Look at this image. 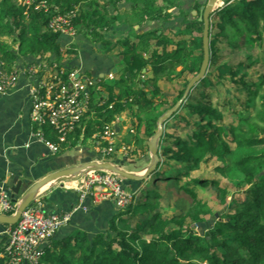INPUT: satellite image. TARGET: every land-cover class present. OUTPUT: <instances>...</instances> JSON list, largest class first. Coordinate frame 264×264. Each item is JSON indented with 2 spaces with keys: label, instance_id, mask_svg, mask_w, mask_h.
I'll return each instance as SVG.
<instances>
[{
  "label": "trees",
  "instance_id": "1",
  "mask_svg": "<svg viewBox=\"0 0 264 264\" xmlns=\"http://www.w3.org/2000/svg\"><path fill=\"white\" fill-rule=\"evenodd\" d=\"M47 1L51 13L56 7L62 13L78 8L74 23L88 40L110 42L107 31L125 24L129 31L125 38L131 44L118 58L121 66L114 79L94 82L89 110L68 142L61 144V152L95 142L107 124L129 110L137 121L133 144L127 149L130 155L141 151L148 158L158 118L183 97L201 70L204 22L199 17L204 1L121 0L112 4L115 10L102 0ZM178 10V18L183 17L179 22L174 16ZM49 18L50 12L18 0H0V64L8 72L17 59L27 56L64 66L65 53L59 46L63 34L48 30ZM222 45L245 48L249 58H254L250 53L254 48H264V0H226L211 14L208 69L167 120L153 173L141 180L128 179L132 199L105 232L90 235L77 230L63 238L56 234L39 264H264V73L251 75L244 62L227 65L229 82L245 89L247 99L234 111L230 99L215 105L208 90L228 77L213 69ZM71 52L68 49L66 55ZM179 66L182 71L174 73ZM150 72L154 83L144 78ZM175 76L184 81L179 96L169 101L157 80ZM149 85L163 95L159 105L145 104ZM44 134L58 141L50 127ZM131 135L118 141L117 149L131 142ZM212 159L219 161L213 173L199 174L202 163ZM237 174L242 175L240 181L235 180ZM226 182L242 197L229 199ZM163 187L183 196L173 204V212L164 208ZM206 189L217 194L216 212L202 196Z\"/></svg>",
  "mask_w": 264,
  "mask_h": 264
},
{
  "label": "built area",
  "instance_id": "2",
  "mask_svg": "<svg viewBox=\"0 0 264 264\" xmlns=\"http://www.w3.org/2000/svg\"><path fill=\"white\" fill-rule=\"evenodd\" d=\"M22 4L33 6L36 10L49 13L47 25L53 33L78 35L74 23L77 9L62 13L56 7L51 13L47 0H18ZM24 73L29 79V96L32 103L31 117L36 125L34 136L45 142L53 153L61 151V144L67 143L75 132L91 104V88L95 81L83 76L77 69L48 65L45 61L27 64ZM114 79L115 74L110 73ZM19 79L18 73L0 70V97L13 89ZM112 107V106H110ZM50 127L58 141L45 137L44 128ZM96 136V135H95ZM104 141L108 145H104ZM122 135L114 123L107 124L95 141L99 158L97 160H114L118 152L117 143ZM126 149L125 145L122 147ZM125 178L114 172L93 171L77 179L65 181V186L77 191L81 203L89 196L96 202L113 199L119 209H124L132 199V192L124 184ZM42 195V194H41ZM41 195L26 208L18 222L10 225L7 238L0 247V259L4 264H39L46 247L59 229L69 223L73 212L48 213L41 200ZM18 203L13 200L9 189H0V213L15 214ZM79 208L76 207L74 211Z\"/></svg>",
  "mask_w": 264,
  "mask_h": 264
},
{
  "label": "crops",
  "instance_id": "3",
  "mask_svg": "<svg viewBox=\"0 0 264 264\" xmlns=\"http://www.w3.org/2000/svg\"><path fill=\"white\" fill-rule=\"evenodd\" d=\"M109 8L112 9L111 5ZM59 46L65 53L64 67L77 69L84 77L92 78L95 82L100 79L110 81L109 74L117 75L120 70L121 63L118 58H122L121 55L113 54L111 49H103L104 45L94 43L82 34L61 35ZM68 49H72V52L66 55ZM34 62L44 61L36 56L22 57L15 61L14 70L19 75L18 82L13 89L0 97V189H9L11 192L12 186L20 181L24 187L32 186L63 168L82 164L93 157L99 158L97 145L93 140L55 154L45 142L34 136L37 127L31 117L30 82L24 73V67ZM2 68L4 65L0 64V70ZM118 120L114 125L122 139L123 135L128 136L131 131H135L134 125L130 126L132 120L129 116L121 114ZM111 161L125 165L117 156ZM124 184L128 190L132 188L131 182L126 178ZM45 189L41 200L48 213L73 212L69 223L59 229L58 238L69 236L77 230L90 235L105 232L111 219L119 211L113 199L96 202L89 196L81 203L77 191L67 188L64 182L52 183ZM9 227L10 225L0 222V242L7 238Z\"/></svg>",
  "mask_w": 264,
  "mask_h": 264
},
{
  "label": "rangeland",
  "instance_id": "4",
  "mask_svg": "<svg viewBox=\"0 0 264 264\" xmlns=\"http://www.w3.org/2000/svg\"><path fill=\"white\" fill-rule=\"evenodd\" d=\"M85 1H91V0H85ZM105 1L109 7V5H111V8L113 10H115V7L112 5L113 3H121V0H102ZM205 1V0H202ZM226 0H224L225 3ZM224 4H222L220 7H222ZM119 7V5L117 6ZM78 10V8H77ZM114 12V11H113ZM180 14V11H176V13H174V16L176 18V21H181L182 18H178V15ZM136 30H138L139 28H135ZM144 30H147V28H145ZM108 36H111L112 38H108L110 39L109 41L106 42H102V45H104L105 47L103 49H107L113 52V54L115 55H123L124 53H126L125 46L127 45H131L129 40H126L125 37H129V31L128 28L126 27L125 24H119L117 27L115 28H111L107 31ZM132 39V37H130ZM133 40V39H132ZM9 41V40H8ZM220 50L218 52V58L216 59V63L213 66V69H217L219 68V71L221 74H225L227 75L228 73V66L227 65H237L239 62H244L245 65H247V70L249 71V73L251 75H253L254 73H264V48L260 49L259 47L254 48L252 50V52L250 51L251 54L254 55V58L256 59V57L259 58V62L256 63L254 58H249L248 57V52L245 50V48H241V49H228V47L226 45H222L219 46ZM111 52V53H112ZM217 67V68H216ZM234 67V66H233ZM183 69L182 66L177 67L176 71H174V73H179L181 72ZM228 77L226 78V80L224 82H222V84H216L215 87L213 89L208 90V93L210 95V99L213 100V103L215 105H219L221 104L223 101H225L226 99H230V101L232 102V110L234 111L236 109H239V103L246 101L247 99V94L245 92V89H237L234 84L229 82V75H227ZM144 78L147 79L150 83H154L156 81V77L154 76L153 73H149L144 75ZM110 80H112L110 78ZM157 86L162 90V92L164 94L167 95V99L169 101H172L173 99H176L179 96V91L182 88V83L184 81L183 76H175L174 78L169 77V78H161L159 80H157ZM147 91H148V97L146 99H144L145 104L147 105L149 103V101H153L155 104L159 105L160 102L163 99V95H159L154 93V91H152L153 89L151 88V86L149 85L148 87H146ZM102 99L99 98L98 101ZM103 101V100H102ZM123 101V100H121ZM238 101V103H237ZM123 115H127L131 118L132 122L130 126H133V128H136V121L137 119H132V115L129 112V110L123 111L122 112ZM229 118L227 119V122H229ZM131 128V127H130ZM131 131V130H130ZM131 136V142H128L125 144V147L128 148V144H133L132 140L135 137V133H136V129L134 132H130ZM126 134V133H125ZM125 136V135H123ZM234 147V145H233ZM123 149L120 148L118 149V152L116 154L117 158L120 157L121 161L125 162V165L118 162L119 166L127 169L129 171H132L134 173H137L139 175H143L146 172V169L150 163V160L147 161H142V158L144 159L145 156H142L143 152L139 151L136 155H130V151L131 149ZM256 149H260V147L256 148ZM150 154V152H149ZM148 154V155H149ZM91 160H95V158H91L88 159L86 162L91 161ZM113 160V159H112ZM115 160V159H114ZM131 161H134V163L132 164ZM219 164V161L217 159H212L210 160L208 163H202V169L199 170V174H204L206 173L207 175H210L211 173H213L214 167L217 166ZM197 174V172H195V175ZM225 178V177H224ZM242 178L241 174H237L235 177V180L240 181ZM228 181V180H225ZM228 188L230 189V195H229V199H231V197H236V198H241L242 196L239 193H234L236 190V187L230 183V182H226ZM226 186V187H227ZM164 188V187H163ZM164 194H165V198L163 199V205L164 208L168 210V212H173L175 211V207H174V203L175 201H178V199L180 197H183L182 194H180V192L176 189L174 190H169L164 188ZM202 196L204 197L205 201L208 202V204L210 205L211 209L216 212L218 211L220 204H219V199L217 197V194L213 191V190H209L206 189L204 190V192L202 193ZM182 200L184 198H181ZM166 247L167 246H163ZM264 260V259H263Z\"/></svg>",
  "mask_w": 264,
  "mask_h": 264
},
{
  "label": "water",
  "instance_id": "5",
  "mask_svg": "<svg viewBox=\"0 0 264 264\" xmlns=\"http://www.w3.org/2000/svg\"><path fill=\"white\" fill-rule=\"evenodd\" d=\"M217 1L218 0H205L204 4L201 6L202 15L199 17V19L204 22V30H203L204 60L202 63V67L198 75L193 77L189 82L183 97L172 108L167 110L164 114H162L158 118L157 121L158 130L149 142L150 156L147 158V160H150V163L146 169V172L143 175H134L133 173H131L132 171H128L120 167L117 163H114L110 160L95 159L88 162H84L79 165H73L70 167L63 168L51 175L44 177L43 179L34 183L32 186L24 187L22 181H20L17 185L12 186V192H13L12 197L13 200L18 203V208L15 214L13 215H5L0 213L1 223L8 225L16 224L20 219L22 212L33 203L36 197L41 195L46 190L44 189L41 192L39 191L40 187L43 185L65 182L70 180H77L87 175L90 172L101 171V170L114 172L129 180H141L153 173L160 160L159 142L161 137L163 136L164 127L167 120L180 108L181 104L183 103L189 91L191 90L192 86L205 75L208 69L209 57H210L209 49H210L211 14L216 9H218L222 4H224V0H219L220 4L215 5ZM193 14L196 15L197 11L194 10Z\"/></svg>",
  "mask_w": 264,
  "mask_h": 264
},
{
  "label": "bare ground",
  "instance_id": "6",
  "mask_svg": "<svg viewBox=\"0 0 264 264\" xmlns=\"http://www.w3.org/2000/svg\"><path fill=\"white\" fill-rule=\"evenodd\" d=\"M218 4H220L219 3V0L217 1V3L215 4V5H218ZM131 173H133L134 175H139V174H137V173H134V172H131ZM50 184H47V185H43V186H41L40 187V189H39V191L41 192V191H43L46 187H48Z\"/></svg>",
  "mask_w": 264,
  "mask_h": 264
}]
</instances>
